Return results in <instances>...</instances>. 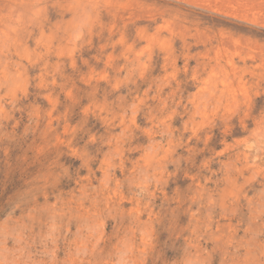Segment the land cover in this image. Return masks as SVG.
I'll use <instances>...</instances> for the list:
<instances>
[{"label": "rangeland", "instance_id": "1", "mask_svg": "<svg viewBox=\"0 0 264 264\" xmlns=\"http://www.w3.org/2000/svg\"><path fill=\"white\" fill-rule=\"evenodd\" d=\"M0 264H264V0H0Z\"/></svg>", "mask_w": 264, "mask_h": 264}, {"label": "bare ground", "instance_id": "2", "mask_svg": "<svg viewBox=\"0 0 264 264\" xmlns=\"http://www.w3.org/2000/svg\"><path fill=\"white\" fill-rule=\"evenodd\" d=\"M236 6V5H235ZM126 128V127H125ZM250 149V148H249ZM262 151V150H261Z\"/></svg>", "mask_w": 264, "mask_h": 264}]
</instances>
